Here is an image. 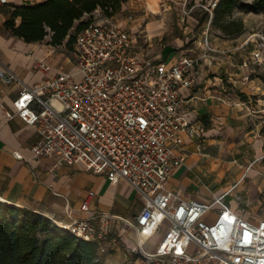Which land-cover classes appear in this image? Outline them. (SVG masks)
<instances>
[{"label":"built area","instance_id":"built-area-1","mask_svg":"<svg viewBox=\"0 0 264 264\" xmlns=\"http://www.w3.org/2000/svg\"><path fill=\"white\" fill-rule=\"evenodd\" d=\"M216 3L210 2V14ZM251 37L256 44L252 59L261 64L264 34ZM203 43L212 50L207 38ZM71 54L76 74L58 73L31 86L9 68H0L1 85L19 86L14 114L37 134L34 157L82 164L111 183L124 181L133 188L142 206L133 221L123 220L139 238L130 253L156 264H264V212L245 218L224 203L225 193L203 202L167 189L171 173L184 161L183 135H199L180 110L181 90L194 84L197 59L182 57L169 66L150 59L128 30L102 16L74 34ZM33 67L50 68L42 60ZM91 198L86 195L82 211ZM112 218L98 213L68 224L51 221L93 242L98 252L117 242L108 230ZM157 232L162 237L155 251H144L142 242Z\"/></svg>","mask_w":264,"mask_h":264},{"label":"crops","instance_id":"crops-1","mask_svg":"<svg viewBox=\"0 0 264 264\" xmlns=\"http://www.w3.org/2000/svg\"><path fill=\"white\" fill-rule=\"evenodd\" d=\"M41 1L0 3V68H9L27 86L58 73L76 71L71 50V57L56 50L65 49L63 45L52 46L48 44L49 38L25 42L4 28L14 6ZM150 2L126 0L110 20L128 30L142 54L150 59L168 66L182 57L197 59L195 82L181 90L180 110L199 129V135H183L180 152L184 161L171 173L167 189L181 198L203 202L225 193L223 201L229 209L245 218L251 217L250 211H243L244 201L235 199L238 197L235 193L260 192L258 204L264 205V62L257 64L252 59L256 44L246 39L236 43L235 38H229L233 35H224L222 31L221 35L212 36L208 32L210 22L198 27L184 25L193 7H184L186 0H156V13L149 9ZM174 13L180 17V31L168 37L172 30L165 19ZM94 15V19L101 17L98 10ZM204 38L211 51L205 49ZM154 43L162 48L149 54ZM240 48L243 53L238 51ZM35 60H42L50 66L49 70L34 69ZM18 91L17 84H0V199L53 219L57 224L98 213L112 216L108 230L116 235L117 242L98 250V258L104 264L138 263L139 254L130 253L138 247V234L123 221H133L140 210L142 199L138 193L126 182L111 183L82 164L68 165L57 163L54 157H34L31 146L37 134L14 114L13 101ZM7 112L13 117L7 118ZM89 193L91 202L82 211L80 205ZM161 237L162 233H154L142 242V249L153 253Z\"/></svg>","mask_w":264,"mask_h":264},{"label":"trees","instance_id":"trees-1","mask_svg":"<svg viewBox=\"0 0 264 264\" xmlns=\"http://www.w3.org/2000/svg\"><path fill=\"white\" fill-rule=\"evenodd\" d=\"M126 0H43L32 5L14 6L4 28L25 42H40L72 49L74 34L94 21L99 11L111 18ZM264 4L255 0L252 7ZM237 0H217L210 25L224 35L239 34L242 23L223 17ZM87 17V20L84 18ZM0 264H104L93 242L74 237L50 219L20 206L0 202Z\"/></svg>","mask_w":264,"mask_h":264},{"label":"rangeland","instance_id":"rangeland-1","mask_svg":"<svg viewBox=\"0 0 264 264\" xmlns=\"http://www.w3.org/2000/svg\"><path fill=\"white\" fill-rule=\"evenodd\" d=\"M212 1L213 0H186L184 7L188 8L192 5L193 7H192V10L189 12L188 21H186V17H185L183 24L184 25L192 24L195 27H198L200 25L209 24L210 22L209 20L213 14V13L212 14L209 13V9H210L209 4ZM254 1L255 0H237V5L231 11V13L223 17V20L225 21H237V22L240 21L242 23V26H243L242 31L237 35L229 36L230 39L235 38L236 43L241 44V42L247 38L252 39V41H249L248 43H255V38L251 37V35L252 34H255V35L264 34V4L257 6V7H252ZM94 16L95 15L93 14L92 19H94ZM122 16L125 17L126 15L123 14ZM87 19H88L87 17L84 18V20H87ZM179 19L180 17L176 16L175 13L166 17L165 19L166 26L172 30V32L168 33V37L171 35H175L180 31L179 30V23H180ZM208 32L212 36L221 35V30L212 25H209ZM45 38L48 39L49 35H47ZM164 40H165V36L162 42H164ZM256 40L258 39L256 38ZM156 44L154 43L153 46L149 48L148 50L149 54L158 53L160 51V49L162 48L161 44L160 45L158 43ZM230 44L231 43H229L228 45ZM56 50H59V52L63 51L65 53L64 55L71 57L69 53L70 49L66 47L65 49L63 48V50H60L59 48H56ZM238 51L242 53L244 52L242 48H240ZM73 73L76 74L75 71ZM235 194H236L235 196H238L235 199L243 200L244 201L243 203H248V206L246 208L244 207L243 211H250L252 216L254 217H259L263 215V212H264L263 207L260 206L261 203L258 204V200L261 199L262 197L260 192L249 191L248 193L246 191H240V192H236ZM239 200L237 201L239 202ZM251 201L258 205L254 206L252 203H250ZM263 202H264V199H263ZM140 258H141L140 261L136 264H156L155 261H149L142 257Z\"/></svg>","mask_w":264,"mask_h":264},{"label":"bare ground","instance_id":"bare-ground-1","mask_svg":"<svg viewBox=\"0 0 264 264\" xmlns=\"http://www.w3.org/2000/svg\"><path fill=\"white\" fill-rule=\"evenodd\" d=\"M148 6H149V9L153 13H156L157 12V2H156V0H152V2H150Z\"/></svg>","mask_w":264,"mask_h":264},{"label":"water","instance_id":"water-1","mask_svg":"<svg viewBox=\"0 0 264 264\" xmlns=\"http://www.w3.org/2000/svg\"><path fill=\"white\" fill-rule=\"evenodd\" d=\"M0 202H3V203H5V202H4L3 200H1V199H0Z\"/></svg>","mask_w":264,"mask_h":264}]
</instances>
